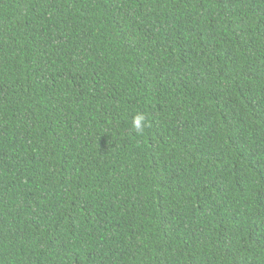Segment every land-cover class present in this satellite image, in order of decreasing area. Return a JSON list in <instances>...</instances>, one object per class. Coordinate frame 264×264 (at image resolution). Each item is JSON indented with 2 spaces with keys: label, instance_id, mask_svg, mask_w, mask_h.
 <instances>
[{
  "label": "trees",
  "instance_id": "16d2710c",
  "mask_svg": "<svg viewBox=\"0 0 264 264\" xmlns=\"http://www.w3.org/2000/svg\"><path fill=\"white\" fill-rule=\"evenodd\" d=\"M0 264H264V0H0Z\"/></svg>",
  "mask_w": 264,
  "mask_h": 264
},
{
  "label": "clouds",
  "instance_id": "9594fccd",
  "mask_svg": "<svg viewBox=\"0 0 264 264\" xmlns=\"http://www.w3.org/2000/svg\"><path fill=\"white\" fill-rule=\"evenodd\" d=\"M132 128L137 134H140L143 132L145 126H146V118L143 113L137 112L133 117H132Z\"/></svg>",
  "mask_w": 264,
  "mask_h": 264
}]
</instances>
